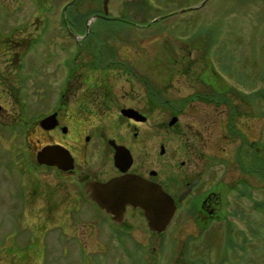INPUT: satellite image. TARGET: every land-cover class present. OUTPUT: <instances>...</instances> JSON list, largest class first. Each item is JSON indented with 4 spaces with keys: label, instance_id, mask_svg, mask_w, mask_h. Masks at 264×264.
Returning a JSON list of instances; mask_svg holds the SVG:
<instances>
[{
    "label": "flooded vegetation",
    "instance_id": "flooded-vegetation-1",
    "mask_svg": "<svg viewBox=\"0 0 264 264\" xmlns=\"http://www.w3.org/2000/svg\"><path fill=\"white\" fill-rule=\"evenodd\" d=\"M70 8L62 22L72 45L60 48L67 56L53 67L51 57L42 68L28 57L31 42L17 38L14 26L7 33L0 28V264L116 256L114 246L142 264L134 250L144 245V234L156 238L175 225L185 226L187 241L239 239L248 254L257 240L253 225L262 223L261 214L264 219L258 200L264 196V92L256 87V69L217 56L220 41L211 29L203 41L202 32L188 30L195 45L183 43V56L171 46L164 65L160 57L144 63L139 45L131 60H114L119 51L106 49L100 33L83 36L70 23ZM100 19L128 22L111 14ZM82 50L87 73H80ZM160 65L169 71L160 72ZM162 113L167 119L160 121ZM129 176L161 186L174 201L165 232L154 233L140 208L112 213L91 198L94 185ZM100 240L111 248L97 250ZM208 251L202 264L214 259Z\"/></svg>",
    "mask_w": 264,
    "mask_h": 264
},
{
    "label": "rangeland",
    "instance_id": "rangeland-1",
    "mask_svg": "<svg viewBox=\"0 0 264 264\" xmlns=\"http://www.w3.org/2000/svg\"><path fill=\"white\" fill-rule=\"evenodd\" d=\"M72 1L0 0V28L7 33L10 26H14L17 38L20 37L19 39H21L22 36H26L27 46L31 42L32 46L28 49V57L37 63L39 68H42L44 62H47V59L51 57L53 60L49 66L53 67L59 60L67 56L66 52H62L60 48L62 46L71 47L72 45L70 42L72 40L65 36L66 30L62 22L63 9ZM145 1L151 7L147 13L149 20L161 18L149 26H135L119 21L113 23L100 19V16H104L103 0H74L70 6V15H75L77 19L75 24L80 25V28H84L83 22L85 21L86 29L89 27L91 31L97 30L100 33L98 36L105 41L106 49L112 48L119 51L114 60L117 57L123 62L132 59V53H137L139 45L144 63H150L154 57H160L161 64L164 65L168 63V53L171 46L177 47L180 50V56H183L185 54L183 43H189L191 47L195 45L191 40L189 41L188 35H194L197 31L202 32L200 41H203L206 39V29H211L210 32L215 34L214 40L220 41L216 55L230 61L236 67L241 65L256 69V87L264 92V0H207L203 7L195 11L191 9L206 0ZM129 2L134 5V0H110V14L114 17L132 14L133 23L143 24L140 22L143 21V15L146 13L142 11L136 15L137 12L133 10L134 8L131 9ZM181 10H185V12H181ZM96 15L99 17L94 19ZM107 24H111V28H107ZM121 25H124L125 28H119ZM94 27L95 29H93ZM188 30H190V34L187 33ZM107 32L110 35L106 37ZM86 33L87 31L81 30L80 34L85 36ZM91 38L93 37L91 36ZM49 46L52 49H49ZM51 50L55 52L54 55ZM69 50L72 49L69 48ZM88 59L86 51L82 50L79 60L80 73L90 72L86 64ZM159 70L167 73L169 68L164 70L160 65ZM44 72L47 71L44 70ZM61 77L59 78L61 79ZM52 81L51 79L48 82L51 84ZM124 82V80L116 81L118 86ZM163 82L161 81L162 84ZM53 83L54 88L58 87V81H53ZM87 87V83L82 84L80 89L87 90ZM38 88L43 87L39 85ZM258 105L262 104L258 103ZM165 119H167V114H160L159 120ZM155 134L152 131L149 135L155 136ZM160 134L167 141L168 133L162 130ZM153 141L158 142L156 136ZM145 155L147 154H144L143 157ZM258 185H262V183L258 182ZM258 200H264L263 194L258 195ZM261 216L260 222L262 223L258 222L253 225L255 231L257 230V240L248 254L243 253L241 245L239 246V239L230 245H226L223 238L212 241H187L181 235V230H185V226L179 225L171 227L165 234L156 238L144 234L145 240L141 241L144 245L140 247L136 245L134 251L137 256L142 257V264H186L190 260H193L192 264H202L206 258L205 248L209 249V253L213 250L214 259L211 264L218 260L222 261V259L223 264H264V219L262 214ZM257 217L259 221L258 214ZM236 227L245 229L243 224H238ZM237 234L240 236L239 231ZM129 243L130 245L133 244V242ZM108 247L110 246H107L104 240L96 242L97 250ZM233 247L235 250H232ZM70 248L75 249L77 245L75 244ZM113 248L117 249V253L114 254L116 256L73 255L68 257L65 254L63 260L65 264H133L128 258L119 255L117 246ZM137 263L138 261L134 264Z\"/></svg>",
    "mask_w": 264,
    "mask_h": 264
},
{
    "label": "water",
    "instance_id": "water-1",
    "mask_svg": "<svg viewBox=\"0 0 264 264\" xmlns=\"http://www.w3.org/2000/svg\"><path fill=\"white\" fill-rule=\"evenodd\" d=\"M110 0H103V15L109 14ZM206 3L203 2L194 9H199ZM65 8V14L68 7ZM99 16H95L94 19ZM93 19V20H94ZM90 28H87L89 33ZM95 192L91 191V198L106 211L116 212L117 209L130 205L144 211L150 229L154 233L165 232L171 224L176 212L174 201L164 192L161 186L150 183L139 176H129L111 180L107 184H97Z\"/></svg>",
    "mask_w": 264,
    "mask_h": 264
},
{
    "label": "trees",
    "instance_id": "trees-1",
    "mask_svg": "<svg viewBox=\"0 0 264 264\" xmlns=\"http://www.w3.org/2000/svg\"><path fill=\"white\" fill-rule=\"evenodd\" d=\"M133 4V3H132ZM131 4V2H129V6H131L132 8L131 9H133L134 11H136L137 13H136V15H139V12H142V11H144L146 14L145 15H143V21H141L140 23H143V24H150L151 22H152V20H149V18H148V16H147V13H148V11H149V9H151V7L148 5V3L145 1V0H134V5H132ZM130 8V7H129ZM153 8V7H152ZM132 15V14H131ZM131 15H129V14H122V18L123 19H125V20H127L128 22H126V21H120V20H117V19H113L112 21H110V22H115V21H119V22H122V23H126V24H129V22H133V18H132V16ZM68 19H70V23L71 24H74V25H76L75 23H76V21H77V19H76V17H75V15H73V16H71L70 15V13H69V17H68ZM155 19V18H154ZM153 19V20H154ZM79 21H80V19H79ZM98 22V21H97ZM109 25H111V24H109ZM76 26H78V25H76ZM85 26H86V24H85V21L83 22V27L84 28H80V25L78 26L82 31H85L86 30V28H85ZM97 31V30H96ZM97 33H98V31H97ZM98 36V35H97ZM93 38H91V36L87 39V42H89V41H91ZM98 40L99 41H104L103 40V38L102 37H98ZM263 92V91H262Z\"/></svg>",
    "mask_w": 264,
    "mask_h": 264
}]
</instances>
